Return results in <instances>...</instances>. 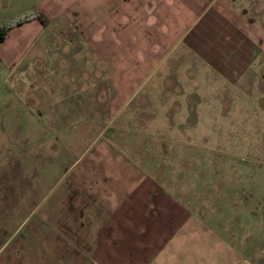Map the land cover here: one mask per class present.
I'll use <instances>...</instances> for the list:
<instances>
[{"label":"crops","instance_id":"0c3cea01","mask_svg":"<svg viewBox=\"0 0 264 264\" xmlns=\"http://www.w3.org/2000/svg\"><path fill=\"white\" fill-rule=\"evenodd\" d=\"M33 10L46 21L23 20L0 39V147L16 139L11 127L29 126L32 97L74 94L76 116H108L112 137L119 132L129 149L153 139L128 131L207 132L203 116L220 126L242 115L236 101L264 99V0H0V24ZM100 145L110 158L99 152L76 173L75 200L57 207L52 225L17 233L8 191L0 264H264L255 174L247 203L203 221L159 154ZM139 159L148 173L138 172Z\"/></svg>","mask_w":264,"mask_h":264},{"label":"rangeland","instance_id":"374dc122","mask_svg":"<svg viewBox=\"0 0 264 264\" xmlns=\"http://www.w3.org/2000/svg\"><path fill=\"white\" fill-rule=\"evenodd\" d=\"M261 86L264 87V81ZM73 95L66 94L57 99L49 94L45 96L47 100L39 104L33 97L28 99L31 104L28 107L29 126L11 127L8 133L16 139L7 147H0V203L10 191L11 204L16 205L17 233H23L30 223L37 224L46 219L52 225L58 214L57 207L74 202L76 173L86 174L84 166L90 159L101 158L99 152L103 157L111 156L100 145L103 140H108L123 155L133 154L132 150L145 155L147 152L149 158L159 154L157 161L163 166L162 170L176 174L177 188L190 194L182 195V198L187 199L185 202L203 221L210 219L207 215L215 209L247 203L248 190L252 187L250 177L254 174L258 178L253 184L257 188L258 204L264 203V99L236 101L242 115L225 116L220 126L216 122L217 116H203V120H212L207 132H156L149 129L150 126L143 128L149 133L128 131V135L138 139L146 134L153 139L148 142L153 144L152 147L140 142L136 149H129L128 145L125 148L119 144L122 142L119 132L112 137V124L105 123L108 116H76ZM228 101L232 103V100ZM19 114L20 111L14 115L15 121L19 120ZM138 118L141 117L135 119ZM0 130L5 134L2 126ZM134 157L137 162L138 157ZM138 161L142 167L136 166L138 172L148 173L146 164ZM103 162L105 165L106 161ZM114 171H118L117 166ZM237 178L244 182L238 185ZM80 182L85 184L84 180ZM41 210L47 211L45 217ZM263 224L258 227V232L263 231ZM49 251L52 253L54 249Z\"/></svg>","mask_w":264,"mask_h":264},{"label":"trees","instance_id":"16d2710c","mask_svg":"<svg viewBox=\"0 0 264 264\" xmlns=\"http://www.w3.org/2000/svg\"><path fill=\"white\" fill-rule=\"evenodd\" d=\"M33 17L38 18L43 23L46 21V16L44 15V13H42L39 10H33V11L23 13L17 17H14V18L8 20L5 23L0 24V39L3 38V36L6 34V31L9 28V26H11L13 24H17L23 20L33 18Z\"/></svg>","mask_w":264,"mask_h":264}]
</instances>
